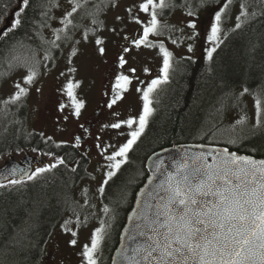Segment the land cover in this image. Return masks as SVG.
<instances>
[{"label": "snow or ice", "instance_id": "obj_1", "mask_svg": "<svg viewBox=\"0 0 264 264\" xmlns=\"http://www.w3.org/2000/svg\"><path fill=\"white\" fill-rule=\"evenodd\" d=\"M259 2L264 3V0ZM206 3L208 0H199L198 7ZM232 3L233 0H223L222 6L218 10H213L210 30L206 36L211 45L205 49L209 61L213 59V54L227 35L222 25L224 15ZM31 4L32 0H18V7L9 23L0 26V37L6 41L21 28ZM68 4L69 9L63 11L59 17L50 14L53 8L60 7L57 0H46L40 5L42 20L39 27L50 29L53 38L47 40L41 36V46H47L42 57L34 51L30 57L13 56L8 61L9 69L13 67L26 69V75L22 81L17 80L14 83L16 90L3 101V106L7 109L9 105L17 104L26 97L30 92V86L54 66L56 56L53 52H60L63 46L67 45L70 47L67 57L68 78L61 91L70 103L69 105L61 103L59 107L61 111L70 107L72 115L78 118L85 101L79 99L76 94L81 81L71 78L77 71L71 65L73 58L79 54L81 43H93L96 51L104 56L106 40L100 33L107 31L112 36L120 37L126 42L117 57V67L121 70L128 65L125 54L131 53L133 49H158L162 63L156 77L150 81H140L135 76L136 68L130 67L127 74L124 71H117L111 84V96L107 102L109 109L124 99L134 78L139 84L146 86L136 88L142 104L138 115L116 119L115 122L103 126L113 130L126 128L127 139L118 145H105L99 143L100 138L97 137L96 147L105 161L98 194L107 198L108 188L121 170L131 162L130 153L137 146L145 133L149 119L156 111L155 93L162 85L170 82L171 72L174 70L173 52L166 47L163 40L158 39L165 29L175 30V26L169 25L163 18L164 13L175 11L177 7L183 9L187 4L186 16L189 18L187 26L192 30V35L188 39L194 40L198 35L197 24L191 17L196 15V11L189 0L179 5L175 0H140L138 5L126 9L130 22L138 25L133 35H127L122 34L116 27L108 28L101 19V15L109 7L118 6V0H68ZM133 8L137 13L144 14V19L138 14L134 15ZM259 15H264V12L253 10L249 13L247 0H242L233 30L240 29ZM53 20L57 21L55 27L51 23ZM85 20L88 21L87 24L84 23ZM115 20L124 23L121 16H116ZM77 32L81 35L80 40H74ZM171 42L178 43L177 40ZM15 47L16 45H13V48ZM188 51H192V44L188 45ZM143 71L147 74L150 69L144 68ZM8 75L9 72H0V80ZM59 76L66 77V72L61 71ZM248 91L244 88L240 96ZM113 116L118 117L119 113H113ZM247 122V116L242 115L229 126L236 134V138L229 140L228 143L236 144L247 138L242 134ZM80 127L85 134L89 133V129L83 125ZM237 127L240 128V133H237ZM252 128H264V102L258 93L255 99V123ZM47 139L51 140V137ZM65 143L67 142L62 141L56 144V147H61ZM81 143L82 136L78 135L72 147L79 149ZM194 148L200 150H193ZM44 155L53 157L54 162L42 167L34 166V171L28 166H12L0 171V189L21 185L25 181L35 180L42 174L51 172L58 166H66L65 157L54 156L52 152ZM154 156L156 159L153 161L147 183L137 194L135 207L128 216L129 226L123 230L120 237L121 246L113 256L112 264H264V158L257 159L253 155L238 154L228 148L206 147L203 144L183 146L179 154L169 156L167 161L159 154L154 153ZM17 176L20 178H16ZM84 196L87 197V190L84 191ZM84 203H89L87 198ZM101 211L109 220L114 219V216L109 215L113 212L109 204H104ZM71 223L72 221L66 220L62 228L76 237L77 232L68 226ZM80 223L81 219L77 215L75 224ZM111 226L104 218L99 220V226L93 229L90 241L82 247L81 264H100L103 245ZM69 243L75 246L77 240L74 238Z\"/></svg>", "mask_w": 264, "mask_h": 264}, {"label": "rangeland", "instance_id": "obj_2", "mask_svg": "<svg viewBox=\"0 0 264 264\" xmlns=\"http://www.w3.org/2000/svg\"><path fill=\"white\" fill-rule=\"evenodd\" d=\"M57 2L60 7L53 8V12L54 16L59 17L62 15L63 11L69 9V4L68 0H57ZM139 2L140 0H118V6L109 7L107 11L101 15V19L105 21L108 28L116 27L122 34L133 35L138 29V25L130 22V17L126 9L138 5ZM175 2L179 5L184 3L185 0H175ZM189 2L196 11V15L191 17L197 24L196 32L198 35L196 38L194 40L188 39V37L192 35V30L187 26L189 19L186 16L187 4H185V8L183 9L177 7L175 11H165L163 18L166 19L169 25L175 26V30L165 29L163 34L158 38L163 40L166 47L174 54V70L171 72V76H173L174 79H178L179 76L184 73L185 67L179 64L181 58H186L188 56L193 60L202 61L206 56L205 49L211 46L206 36L210 30L213 10H218V8L222 6L223 0H219V2H217V0H208V3L202 7H198L199 0H189ZM241 2L242 0H233V3L224 15L222 27L227 35L234 29ZM247 4L249 13L253 10L259 11L264 8V3H260L259 0H247ZM133 14H138L141 19H144V14L137 13L135 8H133ZM116 16H121L124 19V23L122 24L116 21ZM51 23L53 27L57 25V21L55 20L51 21ZM84 23L87 24L88 21L85 20ZM47 34L49 37L53 38L51 30L48 28ZM100 34L103 35L106 40L105 55L101 56L96 51L93 43H81L79 46V54L73 58L71 65L77 69V71L72 74L71 78L81 81L80 87L76 89V94L79 99L85 101V106L81 110V115L78 118L72 115L70 107H66L63 111H61L59 107L61 103L65 105H69L70 103L67 96L61 91L68 78L67 68L69 67L67 57L70 52V47L65 45L59 55L53 53V55L56 56L54 66L46 75H42L36 83L30 86L29 94L22 98L19 103L9 105L7 109H4L3 101L16 90L14 83L17 80L22 81L23 77L26 75V69L17 67L9 69L8 61L11 60L13 56L20 58L30 57L34 50L25 48L20 52L16 50L13 52V55L7 56L5 60L6 63L0 68V72H9V75L0 83L1 123L5 124L7 121L15 119L18 111L25 106L22 119L19 118L16 122L21 124L26 133L38 134L44 140H48L47 138L51 137V141L54 144H58L62 141L69 143L74 140V132L78 131L77 133H81L80 126L84 124V120L89 112L95 106H100L104 113L97 127V131L101 134V144L118 145L123 143L127 139L126 133L128 130L126 128L113 130L104 128L103 126L115 122L116 119H126L129 115H138L142 104L140 101V94L136 92V88L146 85L139 84L134 78L129 92L125 93L124 99L119 101L112 109H109L107 107V102L111 96V84L114 81L115 75L117 71H124L127 74V69L134 67L136 68L135 76L138 77L140 81H150L159 74L162 58L158 54V49H133L131 53L125 54L128 65L122 70L118 69L117 57L121 47L126 42L118 36L110 35L107 31H102ZM80 39L81 35L77 32L74 35V40ZM172 40H177L178 43L172 44ZM189 44H192L191 52L188 51ZM36 53L40 57L44 54L43 51ZM144 68L150 69V72L146 74L143 71ZM61 71L66 72V77L59 76ZM37 89H39V91H37ZM176 89L177 87L170 80L169 83L162 85L160 90L155 93L154 107L156 109V114L164 112L168 108L171 103L170 101L176 96V93L174 94V92L177 91ZM260 89L261 90H249L243 96H240L243 90H237L236 93L232 92L226 96V100L221 104V109H219L220 103L214 106L212 114L216 115V122L219 123L221 121L218 132L214 136L216 140L221 139L228 142L235 138L236 134L230 130L229 126L242 115H246L248 118L247 124L243 127L242 134L248 132L257 133L264 129L252 128V125L255 123V99L257 93L262 102H264V86ZM185 94L188 93L185 91ZM184 98H188V96H184ZM113 113H119V116L114 117ZM65 117H67V119H65ZM211 124H207V126ZM212 132L213 131H211V135L208 136L209 138H211ZM237 132L240 133L239 127H237ZM121 133H124V135H121ZM52 143L47 146L51 147L53 145ZM22 153H19L17 158H19ZM6 157H9V154H4L2 158ZM88 159L89 161H87L88 163L86 166L88 175L82 178L76 188L77 203L69 207L70 213H64L61 216L51 236L47 238L43 246L44 249L40 252L42 253L41 258L45 257L46 260L50 259L51 264H81L82 257L80 253L82 252V247L85 243L90 241L91 233L95 227L99 226V220L101 218H104L106 222L112 225L103 245L100 260V264H108L112 249L117 241L119 222L117 226L116 221L117 219L120 221L126 211V209L122 210L121 207L123 203L126 205V200L131 194L133 186L137 183L140 176L142 177L143 175L142 172L138 174H132V172H130L129 175L125 174L123 179V174L119 173L107 190V198H103L98 194V188L103 179V165L105 161L99 155V151L97 156ZM128 178L129 182L126 184ZM85 190H87V197L84 196ZM85 198L89 201L88 204L84 203ZM106 203L113 209V212L109 215L114 216V219L109 220V217H105L101 211L103 205ZM77 215H79L81 219L79 225L75 224ZM66 220L72 221L68 226L77 232L76 237H73L70 232H65L62 228ZM74 238L77 240V244L72 246L69 241ZM20 243H23V241ZM20 261L21 257L13 256L11 253L6 258L2 259L1 262L3 264H19Z\"/></svg>", "mask_w": 264, "mask_h": 264}, {"label": "trees", "instance_id": "obj_3", "mask_svg": "<svg viewBox=\"0 0 264 264\" xmlns=\"http://www.w3.org/2000/svg\"><path fill=\"white\" fill-rule=\"evenodd\" d=\"M45 2L32 0L21 28L6 41L0 37V68L6 63L7 56L13 55L16 50L20 52L30 48L44 52L47 46H41V36L47 40L52 39L47 34V28L39 27L42 20L40 5ZM17 5L18 0H0V26ZM257 12H264V8ZM50 14L54 15L53 9ZM13 45L16 47L13 48ZM179 64L185 67L184 73L178 79L173 76L170 78L177 87L174 92L176 96L164 112L154 113L149 119L145 133L130 153L131 162L120 172L123 179L130 172L143 173L132 190L145 180L147 172L144 163L147 156L173 143H220L241 152L264 155V129L257 133L243 134L249 135L236 144H229L214 138L221 121L216 122V115L212 114L214 106L220 103L221 109L222 102L232 92L244 88L261 90L264 86V15L251 19L240 29L232 30L213 54L211 61L206 56L202 61L187 56L181 58ZM24 109L25 106L18 111L15 119L5 124L0 121V160L4 154H19L26 149H35L36 152H52L54 156L65 157L66 166H58L21 185L0 189V264L11 253L21 257L19 264H40V252L47 238L51 236L64 211L77 203L76 188L86 176V164L70 144L56 147L51 140L24 131L21 124L16 122L22 119ZM211 131L213 134L209 138ZM51 143L53 145L48 147ZM73 168L76 170L72 171ZM128 181L129 178L126 184Z\"/></svg>", "mask_w": 264, "mask_h": 264}, {"label": "water", "instance_id": "obj_4", "mask_svg": "<svg viewBox=\"0 0 264 264\" xmlns=\"http://www.w3.org/2000/svg\"><path fill=\"white\" fill-rule=\"evenodd\" d=\"M6 21H7L6 24H8L10 21V18H7ZM201 144L205 145L206 147L228 148L230 151H235L238 154L252 155V154H248V153H244V152H238V151L231 149L228 146H225L222 144H213V143H204V142H181V143H176V144H172V145L161 147V148L157 149L156 151H154L153 153H151L148 156V158L145 162V166L148 170V175H147V178L145 179L144 183L138 188V190L136 192L133 205H132L131 209L129 210V212L127 213L126 220H125V223L122 227L120 237L123 234L124 228L126 226H129L128 216L132 213V209L135 207V201H136L137 194L139 193L140 189L144 187L145 183H147V179H148V176L150 175L153 161L156 159V156H154V153L159 154L160 157H163L167 161L169 156L179 154L181 152L183 146L201 145ZM193 150H200V149L194 148ZM253 156H255L257 159L264 158V155H253ZM150 157L152 159H149ZM52 161H54L53 157L45 156V155H42L41 153L34 154L30 150H26V151H24L23 155L19 156V158H17L14 154H11L8 158L4 159L3 162L0 163V171H4L5 169L11 168L12 166H20V167L28 166L33 171L35 168L34 166L48 164ZM16 178H20V177L17 176ZM120 246H121V240L119 239V243L113 251L112 258H113V256L116 255V251ZM112 258H111V264H112Z\"/></svg>", "mask_w": 264, "mask_h": 264}, {"label": "flooded vegetation", "instance_id": "obj_5", "mask_svg": "<svg viewBox=\"0 0 264 264\" xmlns=\"http://www.w3.org/2000/svg\"><path fill=\"white\" fill-rule=\"evenodd\" d=\"M103 114H104L103 110L100 108V106H95L86 116L84 120V124H83L84 128L89 129V133L85 134L82 128L80 130L81 133H77L78 131L74 132V139L78 135L82 136L81 147L79 149H76V148L74 149L81 155L80 158L83 160L85 164L88 163L87 162L89 161L88 158H92L98 155L99 150L97 149L96 144H97V137L101 139V134L100 132L97 131L98 130L97 127H98V124L100 123V118L102 117ZM73 143H74V140H72L68 144L72 146ZM99 143H101L100 140H99ZM85 153H87L86 156L84 155ZM130 201H131V194L126 200V205L125 203H123L121 209L123 210V209H127L128 207L130 208L129 206ZM125 216H126V211L123 214L122 219L120 221L119 219H117L116 224L118 226V222H119V228L122 225L123 220L125 221ZM119 232L120 231L118 230L117 240L119 237ZM40 264H51V260L50 259L46 260V258L44 257L41 259ZM108 264H110V258H109Z\"/></svg>", "mask_w": 264, "mask_h": 264}]
</instances>
